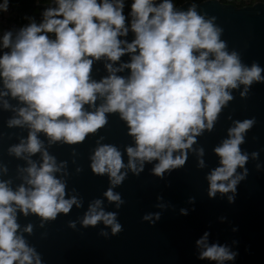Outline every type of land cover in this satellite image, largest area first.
Wrapping results in <instances>:
<instances>
[{
  "label": "clouds",
  "instance_id": "obj_1",
  "mask_svg": "<svg viewBox=\"0 0 264 264\" xmlns=\"http://www.w3.org/2000/svg\"><path fill=\"white\" fill-rule=\"evenodd\" d=\"M54 3L55 7L45 9L41 23L26 17L30 23L20 27L15 36L7 30L0 39V46L10 49L0 56V79L5 89L0 98L10 95L24 105L12 109L16 116L8 121V127L29 129L27 139L9 149L27 159L28 167L21 170L27 173L25 183L14 191L10 181L0 182V264H41L35 249L18 234V210L25 216L31 212L54 220L73 205L80 207L75 196L65 199L66 185L55 176L65 164H57L38 133L43 132L49 144H78L106 125V113L118 112L136 146L127 147L125 166L115 146L99 145L91 157L92 171L107 173L111 185L116 186L127 175L121 169L127 167L138 175L146 161L158 160L153 172L163 176L185 164L195 138L213 128L222 108L233 99L231 89L244 85L243 96L254 81H264V69L255 63L249 68L236 52L226 51L221 30L212 20L198 15L195 4L181 11L172 0H132L131 19L126 23L124 0ZM9 6L10 0H3L0 13H6ZM130 30L135 34L130 43L119 39ZM125 54H131L130 62L113 67ZM101 58L110 61L105 64L109 75L97 82L91 78V70L94 61ZM125 68L130 69V76L116 74ZM98 99L103 102L97 107ZM2 103L5 109L11 108L6 99ZM85 105L94 111L86 110ZM253 123L236 121L229 129V138L214 149L221 166L207 176L210 197L217 192L234 193L246 175V169L237 174V168H243L248 160L239 146ZM36 153L42 157L39 166L30 159ZM198 155L203 156V149ZM257 155L252 154L253 158ZM199 166L204 167L202 159ZM104 195L117 207L123 203L111 188ZM143 219L151 221L152 214ZM101 221L111 226L113 234L121 231L116 213L105 212L97 199L82 223L95 226ZM24 231L31 233L32 226ZM207 239L205 233L197 241L203 248L200 259L223 264L235 258L227 246L209 245Z\"/></svg>",
  "mask_w": 264,
  "mask_h": 264
},
{
  "label": "water",
  "instance_id": "obj_2",
  "mask_svg": "<svg viewBox=\"0 0 264 264\" xmlns=\"http://www.w3.org/2000/svg\"><path fill=\"white\" fill-rule=\"evenodd\" d=\"M193 4L198 15L212 20L221 30L220 40L225 42L228 53L236 52L241 63L249 68L255 63L264 69V2L237 7L219 0H189L176 8L187 11ZM134 38L131 30L126 37H119L129 43ZM8 51L0 46V56ZM130 59L131 54H125L113 67L129 63ZM106 63H110L106 58L94 61L93 80L99 82L109 75ZM116 74L126 78L130 69ZM261 76L264 77V71ZM0 91H5L2 79ZM244 91L242 84L230 90L233 99L222 108L213 128L205 129L195 138L193 150L188 151L182 167L166 171L163 176L153 172L158 160L146 161L138 175L125 167L121 171L127 175L116 186L111 185L107 173L98 175L92 171L91 157L99 145L109 144L121 152L125 166L128 164L126 149L136 146L135 139L118 112L106 113V125L78 144L63 141L49 144L48 137L38 133L57 164H65L55 173L66 185L65 199L75 196L80 207L73 205L67 214L58 213L54 220H44L31 212L25 216L18 210V234L35 249L41 264H218L200 259L203 248L197 241L205 233L209 245L227 246L236 254L233 260L223 264H264V81H254L242 96ZM4 99L11 108L3 107ZM102 102L98 99L96 106ZM23 106L10 95L0 98V182L10 181L14 191L25 183L23 178L27 173L21 170L28 167V162L9 149L26 140L29 129L10 128L8 121L16 116L12 109ZM84 107L94 111L88 105ZM244 120H254L239 146L248 160L243 168H237V174H244L246 169V175L234 193L217 192L215 197H210L207 176L221 166L214 149L229 138V129L236 121ZM199 149H203V156L198 155ZM253 153L258 155L253 158ZM30 159L37 166L42 163L40 153ZM201 159L204 167L199 166ZM109 188L120 195L123 203L119 207L104 195ZM229 196L233 197L231 201ZM97 199L102 201L105 212L116 213L121 231L113 234L111 226L102 221L95 226L82 223L90 204ZM149 214L151 221L143 219ZM28 225L32 226L31 233L24 231Z\"/></svg>",
  "mask_w": 264,
  "mask_h": 264
},
{
  "label": "trees",
  "instance_id": "obj_3",
  "mask_svg": "<svg viewBox=\"0 0 264 264\" xmlns=\"http://www.w3.org/2000/svg\"><path fill=\"white\" fill-rule=\"evenodd\" d=\"M185 0H178V6ZM222 3H226V0H219ZM264 1V0H263ZM3 3V0H1ZM130 0H124V15L128 18L127 22H130L131 17L129 16V12L131 10V6L129 5ZM162 0H156V3H160ZM235 6L241 7L243 4L234 3ZM251 5V4H249ZM45 9L36 3V0H10L9 6V18L8 22L15 23L19 26H25L30 23L29 19L26 17H31L35 20L37 24L41 23L43 20V13ZM52 36L53 34H49Z\"/></svg>",
  "mask_w": 264,
  "mask_h": 264
},
{
  "label": "built area",
  "instance_id": "obj_4",
  "mask_svg": "<svg viewBox=\"0 0 264 264\" xmlns=\"http://www.w3.org/2000/svg\"><path fill=\"white\" fill-rule=\"evenodd\" d=\"M185 1H189V0H185ZM191 1L200 2L203 0H191ZM259 1L264 2L263 0H226V3L233 4V5L234 3H237V4H243V6H245L249 4L252 5ZM172 2L176 7V5L178 4V0H172ZM0 3H2L1 0H0ZM36 3L44 9L48 7L56 6L54 3V0H36ZM131 3H132V0H130L129 2L130 6H131ZM8 18H9V10L6 13H0V39H2V36L5 31L12 30L15 36V32L19 30L20 27H22V26L16 25L15 23L8 22Z\"/></svg>",
  "mask_w": 264,
  "mask_h": 264
}]
</instances>
